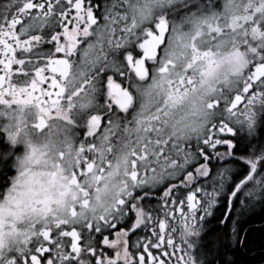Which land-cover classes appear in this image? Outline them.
<instances>
[{
  "label": "snow or ice",
  "instance_id": "snow-or-ice-1",
  "mask_svg": "<svg viewBox=\"0 0 264 264\" xmlns=\"http://www.w3.org/2000/svg\"><path fill=\"white\" fill-rule=\"evenodd\" d=\"M0 12V264H194L187 249L228 180L213 161L235 159L236 128L264 108V0H10ZM261 166L229 204H264ZM227 248L205 264H230Z\"/></svg>",
  "mask_w": 264,
  "mask_h": 264
},
{
  "label": "flooded vegetation",
  "instance_id": "flooded-vegetation-1",
  "mask_svg": "<svg viewBox=\"0 0 264 264\" xmlns=\"http://www.w3.org/2000/svg\"><path fill=\"white\" fill-rule=\"evenodd\" d=\"M8 2H10V0H0V6ZM213 3L217 6H222L223 0H213ZM16 7H18V5H14L12 9H9L7 11V15H15ZM3 17L4 13L0 12V19ZM177 19H179V16H177ZM103 101L104 97L98 94L96 97V102L102 103ZM253 124H255L256 135L252 134V131L246 132L244 130L242 132L240 131L239 127H237L236 135L231 137L232 142L236 145L235 148L231 149V152L235 154V159L226 157L222 160L213 161L218 169H221L226 173L228 180L223 185L222 194L218 198V203L213 208L212 214L205 218L202 239L194 240L193 246L187 249L188 254L193 257L194 264H205L207 259L212 258L207 254V252L210 249L214 250L219 243L210 242V237L214 234L212 232L214 225L219 227L220 231L217 233H220V237L222 233L225 235L226 224L228 225L227 239L226 237H223V241L228 245V248L225 250L226 255L223 258L229 260L230 264L234 263L236 253H239L244 258H254L257 255H264V250H260L259 248H254L251 252H248L245 249V240L249 231L253 228L264 229V204L257 203L254 205V207H248L246 193L243 195L238 193L239 199L232 200L231 204H229L227 197V193L232 189V187L237 185L238 182L243 181V178L248 173L249 163L252 160L260 161L262 166L258 169V171L264 173V159H262L264 158V111L263 115H261L259 118V121L256 123L254 122ZM252 125H245L244 127L249 129ZM220 150L224 151L223 148ZM19 151L21 153L24 152L23 145L19 146ZM14 174L15 171L13 169V171L10 172V175ZM119 179V175L112 177L110 184H116ZM207 187L209 191L212 190L211 185H207ZM162 189L163 185L150 190L153 193V196L149 199V202L152 206L156 205L157 199ZM5 190L4 177L0 176V194H2ZM115 195V190L110 186L106 191L102 192L100 203H97L95 199H92V204L95 206V215L98 216L105 214L106 209L111 204ZM63 211L64 210L62 209L58 210V215H63ZM89 215H92V213H89ZM178 216L179 213H177V217ZM261 216L262 219L259 221L261 224H255L253 219ZM225 221H228V223ZM172 223L179 231V219L174 220ZM177 246L178 248L181 247L178 239ZM187 252H178L177 255H183L186 257ZM221 259L222 258L220 256H217L216 264H220ZM173 260H175V256L173 257ZM256 264H264V260Z\"/></svg>",
  "mask_w": 264,
  "mask_h": 264
},
{
  "label": "trees",
  "instance_id": "trees-1",
  "mask_svg": "<svg viewBox=\"0 0 264 264\" xmlns=\"http://www.w3.org/2000/svg\"><path fill=\"white\" fill-rule=\"evenodd\" d=\"M261 219H262V216L257 217L256 219H253V221H255V224H261V222H259ZM219 231H220L219 227L217 225H214L212 229V232L214 234L210 237L211 238L210 242L217 243L219 242L220 239H223V237L224 238L226 237L227 239L228 225L226 224L225 235H223L222 233L220 237V233H217ZM254 248H259L260 250H264V231H262V229L253 228L249 231L247 235V238L245 240V249L248 252H251L253 251ZM263 260H264V255H257L254 258H244L239 253H236L235 261L233 264H256Z\"/></svg>",
  "mask_w": 264,
  "mask_h": 264
},
{
  "label": "rangeland",
  "instance_id": "rangeland-1",
  "mask_svg": "<svg viewBox=\"0 0 264 264\" xmlns=\"http://www.w3.org/2000/svg\"><path fill=\"white\" fill-rule=\"evenodd\" d=\"M263 111H264V108H259V107H257L256 108V110H255V119H254V122L256 123V122H258L259 121V118L261 117V115H263ZM253 122V123H254ZM245 125H243V126H238L239 127V129H240V131H252V134H254V135H256V131H255V124H253L249 129H246L245 127H244ZM253 126H254V128H253ZM247 127V126H246ZM18 155H20V156H22L23 155V153H21L20 151L18 152ZM213 210V209H212ZM9 243H11V241H9Z\"/></svg>",
  "mask_w": 264,
  "mask_h": 264
}]
</instances>
